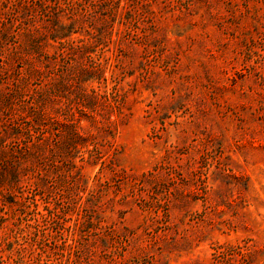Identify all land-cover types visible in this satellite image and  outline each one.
Instances as JSON below:
<instances>
[{
    "label": "rangeland",
    "instance_id": "rangeland-1",
    "mask_svg": "<svg viewBox=\"0 0 264 264\" xmlns=\"http://www.w3.org/2000/svg\"><path fill=\"white\" fill-rule=\"evenodd\" d=\"M0 264H264V0H0Z\"/></svg>",
    "mask_w": 264,
    "mask_h": 264
}]
</instances>
